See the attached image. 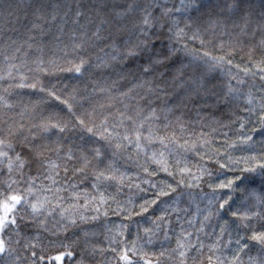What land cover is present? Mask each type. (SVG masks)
I'll use <instances>...</instances> for the list:
<instances>
[{
  "label": "snow or ice",
  "instance_id": "snow-or-ice-1",
  "mask_svg": "<svg viewBox=\"0 0 264 264\" xmlns=\"http://www.w3.org/2000/svg\"><path fill=\"white\" fill-rule=\"evenodd\" d=\"M58 8V5L54 6L53 11L48 12L42 0H34L27 7L17 3L16 0H0V21L4 23V26L7 28L21 25L25 29V39L9 38L3 45L8 51L0 52L7 65V78L12 79L18 76L21 81L15 87H36V83H23L25 80L23 69L68 71L81 75L87 72L88 68L93 67L115 71L118 78L128 80L130 86L127 91L119 92V97L124 98L120 99L123 110H118L117 118L111 125H109L111 112H101L99 123L93 120L90 126L85 125V121L79 117L75 124L52 118H42L39 123L27 126L11 117L3 121V127H0V174L6 179H3L0 186V264H18L19 255L16 246H21V222L49 232L53 237L67 233L68 229L76 227L78 222L86 223L98 218L97 215L88 216L85 213L95 211L99 214L100 207L97 206V202L99 205L107 203L109 197L100 190L101 184L106 181L122 183L126 178L114 163L105 164V154L100 147L95 146L96 141L72 147L66 145L64 136L57 135L55 139H52L48 135L51 129L64 134L79 127L91 136L97 137L98 140H104L109 144L116 140L114 147L117 150L131 146L137 153H143L146 157H149V153L142 144V140L147 144L158 142L168 150L169 154L174 150L169 147L170 145L185 151L189 150V147L195 149V141L190 145L188 141L179 144L175 136H160L155 131L158 127L157 122L161 120L166 122L165 128L169 127L171 124L169 114L174 115L173 106L165 103L161 107L155 103L161 96L168 95L169 85L173 89H181L177 93L180 106L195 104L198 98L203 99L205 95L214 94L215 86L211 84L206 73L197 75L195 69L191 74L186 71V68L192 67L191 64H181L174 73L164 71L177 51L183 50L186 53L193 51L185 41H198L203 48L211 44L212 40L218 36H228L227 41L217 42L216 47L221 53L219 56H213L208 51H204L202 57L193 56V60H203L208 72H211L220 66H233V58L247 48L249 56L258 52L261 59L258 61L250 59L251 66H245L242 69L239 65L235 67L242 71L244 76H258L261 81H264V0H260L258 5L254 0H178V3H170L169 0H124L121 5H109L105 3V0H98L95 6L88 9L77 4L72 20L74 27L71 31L65 33L62 23L58 26L57 33L53 35V40L56 41L55 48L62 55L52 56L46 60L47 45L43 42L42 36L49 31L45 28V24L57 21ZM67 15L68 13L64 12L61 20L66 22ZM30 16L34 19H29ZM164 33L172 42L170 46H165L166 50L165 47L157 48L156 46V40H159ZM66 34L68 39L64 41L63 37ZM174 44H180L181 49H177ZM33 50L34 58L31 64L35 65V68L29 67L28 60V54ZM20 53H23L22 57ZM17 59H20V63L15 62ZM130 61L133 63L129 64ZM133 64L138 66L134 67ZM229 76L236 84L234 86L230 80L227 86L228 93L224 99L227 100V97H231L232 100L243 99L247 105L243 111L257 116V124L251 128V131H259L264 137V95L255 97L251 91L241 93L239 86L246 83L245 79L239 75V72L236 74L229 72ZM3 79L5 75L0 73V80ZM115 83L116 81H113V84ZM12 86L9 84V87ZM96 90V88L93 89L94 92ZM259 90L264 92V86ZM41 91L44 89L41 88ZM99 91L105 93L109 101L117 99L113 95L112 87H100ZM48 95L61 100L55 90H49ZM141 101L143 104L140 103ZM61 103H67V100H61ZM0 105L5 108L13 107L4 96H0ZM107 106L110 105H100L101 108ZM69 111H71V105H69ZM234 115H236V121H240L239 129L243 133L238 139L242 143L252 141V135L244 131L245 121H250L251 116L243 117L238 113ZM176 122L180 124L181 132H183L184 127L179 117H176ZM121 128L123 132L119 131ZM144 131H147L146 136L143 134ZM203 136L204 133L201 132L197 139ZM83 139L81 137V140ZM202 143H209V141L204 140ZM261 143L264 144V140ZM229 146L235 147V143ZM112 155L115 156L116 153ZM164 157V151L159 153L152 151L149 159L160 165L159 171L173 176L174 173L169 170ZM226 159L228 163H221L219 160L216 163L221 169L227 168L228 171L237 174L221 181L218 185L209 184L213 191L206 198V207L201 209L200 205L196 204L195 214L185 220L188 227L185 228L183 224L180 226V231L175 237L176 246L170 249L162 246L156 264H161L160 257H166L169 264H205V260L207 264H244L241 253H245L249 247L247 240L254 241L260 246L257 256H248L247 264H264V229L257 230L247 223L253 217L264 219L261 212L231 213L232 216L239 217L240 226L246 229L251 227L250 234L241 235L237 232L236 239L233 240L229 232L228 239L225 241L227 225L225 221L213 242L206 244L201 238L203 235L211 239L209 233L205 231L206 226L214 217L220 216L232 199L228 193L217 194V188L235 192L245 185L252 186L257 181L264 184V155L260 159L254 155L235 160L227 156ZM241 159L243 166H240ZM143 171L148 176L156 175L155 171L150 172L147 167H144ZM188 171L186 167L180 169L181 173ZM199 171L200 175L192 177L197 181L195 185L191 182L185 184L183 176L176 181L175 185L160 181L158 186L148 179L142 181L157 189L156 198L151 201L145 200L144 204L140 205V212H136V215L147 212L148 207L160 202V197H172L171 203L163 202L161 214L153 221L154 227L144 229L147 244L153 243V238L161 230L165 240L171 239L169 236L171 220L168 219V210L179 213L181 197L187 195L190 200L192 199L191 193L177 192V188L199 187V181L203 180L204 174L211 175L207 168H201ZM75 177H80L81 180H88L91 177L94 181L91 187L97 194L90 195L87 189L82 192ZM136 187L139 188V185L137 184ZM64 193L68 195L65 196ZM252 195L255 193L253 192ZM256 198L264 203V197ZM82 199L83 204L80 203ZM115 211L116 214L126 212L125 218H130L132 215L130 209L122 208L119 203ZM183 211L187 212V209ZM103 214L107 216L108 213L105 211ZM50 218L58 225L54 231L47 226ZM179 219L180 217L177 216L178 221ZM197 221H199L198 226ZM126 227V225L121 226V228ZM81 231L85 251H87L89 233L84 229ZM117 236L123 238L124 232L120 230L116 236L110 237L111 245H117L115 247L110 245V251L114 253L113 260L117 264L119 262L153 264V261L147 258L149 253L144 251V245L137 246L139 237L129 248L123 239L117 240ZM67 239L49 241L63 249L57 255L49 257V260L63 261L65 257L70 260L74 257L72 245L76 241L68 243ZM39 240L40 236L37 234L23 243L22 247L26 253L24 259L27 264H43L46 259L43 248L40 249L39 254L36 251ZM233 244L235 247L231 248L232 254L225 255V250ZM152 255L156 254L152 253ZM133 257L137 259L134 260ZM72 264H85L83 254L79 259L73 260Z\"/></svg>",
  "mask_w": 264,
  "mask_h": 264
},
{
  "label": "trees",
  "instance_id": "trees-1",
  "mask_svg": "<svg viewBox=\"0 0 264 264\" xmlns=\"http://www.w3.org/2000/svg\"><path fill=\"white\" fill-rule=\"evenodd\" d=\"M17 3L24 7L32 4L34 0H16ZM46 5L47 11L52 12L54 6H59L57 9L59 15L55 23L45 24V28L49 31L42 36V40L47 45L45 52V59L52 56H60L62 53L55 48L56 41L53 40V35L57 33L58 26L63 23L65 33L71 31L74 27L72 20L74 15V10L77 4L81 5L83 8L88 9L91 6H95L98 0H42ZM170 3H178V0H169ZM258 5L260 0H254ZM105 3L109 5H121L124 0H105ZM71 9V11L69 10ZM258 10V9H257ZM64 12H67L66 22L61 20ZM29 19H34V17H29ZM183 27V24H181ZM11 29V30H10ZM25 29L21 25L5 27L4 23L0 21V52L8 51L3 45L8 41L9 38L16 40L25 39ZM64 41H67V34L63 37ZM228 36H218L216 39L212 40L211 44H207L205 47H201L199 42L185 41L188 46L193 51L191 53H186L183 50L177 51L169 62L168 68L164 69L165 72L174 73L175 69L180 67L181 64L189 65L191 68H186L188 73H192L195 69V74L206 73L211 84L215 86L214 94L205 95L203 99L198 98V102L195 104H187L185 106H180L178 104L177 93L181 89H173L171 85L167 88L168 95L161 96L160 99L156 100L155 103L161 107L167 103L169 106H173V114H169V120L171 124L169 127L165 128V121H158V127L155 131L160 136L172 137L175 136L176 141L179 144H184L185 141L189 142V145L195 141L196 148L185 151L182 148L176 147L175 145H170V148L174 150L169 154L168 150L164 149L162 145L158 142H153L147 144L142 140V144L149 153V157L152 151L159 153L160 151L165 152L164 160L169 167V170L174 173L173 176H169L166 172L159 171L160 165L151 162L149 157L143 155V153H137V151L129 146L127 149H115L114 145L116 140H113L111 144L105 142L104 140H98L97 137L91 136V134L86 131L81 130L77 127L74 131L60 134L56 129H51L48 135L55 139L57 135L66 137V145L75 147L77 144H84L88 142L91 144L96 141L97 147L101 148L102 153L105 154V164L112 162L115 167L120 170L121 173L125 174V179L122 183L117 181H106L100 185V190L104 193L106 197H109L107 203L104 205L97 206L100 207V213L97 214L95 211H88L85 214L88 216L97 215L98 218L95 220H89L86 223L78 222L76 227H71L68 229L67 233H62L57 237H53L49 232H44L38 230L31 226L29 223L21 222V246H16L19 255L18 264H27L24 259L26 253L22 247L31 237L35 235L40 236V240L37 242L38 247L36 249L37 253H40V249H44V255L46 257L43 264H72L73 260L79 259L81 254H83L85 264H117L113 260L114 253L110 251V237L116 236L117 232L122 230L124 232L123 238L117 236V240L123 239L124 243L130 248L133 241H137L139 237V244L144 245V251L149 253L148 259L156 264V259L159 256L160 251L163 248H174L176 246V235L180 231V226L183 224L185 228L188 225L185 220L191 218L196 212V204L200 205L203 209L207 204V196L212 194L213 189L209 187V184L213 186L218 185L221 181H225L228 178L233 177L237 173L228 171L227 168L221 169L219 164L216 163L219 160L221 163H228L226 157L231 156L234 160L243 157L256 156L260 159L264 155V144L261 143L264 137L260 135V132H252L251 128L257 124V116L251 115L243 111L247 105L244 103L243 99L232 100L231 97L224 99L228 93V84L231 80L229 72L243 77L246 81L244 85L239 86L241 93H247L251 91L253 96L260 97L264 95V92L259 89L264 86V81H261L258 76H244L242 71H239L235 65H239L240 68L245 66H251L249 60L258 61L261 59L258 52L252 53L251 56L248 54V49L245 48L244 52L237 54L233 58V66H220L208 72L207 66L204 64L203 60H193V56L202 57L204 51H208L210 55L219 56L220 50L216 47L218 41H227ZM172 42L168 40L166 33L162 34L159 40H156L157 48H162L165 46H170ZM177 49H181L180 44H174ZM227 47V45H225ZM166 50V47H165ZM21 57L23 53L19 54ZM34 58V50L29 52L28 60L29 67L35 68V65L31 64V60ZM94 59V57H93ZM20 63V59L15 61ZM63 63V62H61ZM91 63V61H90ZM133 62H129L132 64ZM134 67L138 64H133ZM47 67V65H46ZM86 68L88 66L86 65ZM25 74V80L23 83L32 84L36 83V87H15L16 84L20 83L18 76L14 78H7V65L4 60L3 54H0V73L5 75V79L0 80V96L4 98L13 105L12 108H5L0 105V127H3V121L11 118L22 122L23 124L30 125L36 124L41 121L42 118H52L53 120H60L65 123L75 124L77 117L85 121V125L90 126L91 122L95 120L98 124L100 119V113H109V125H111L117 118L118 110H123V105L120 103L119 92L127 91L130 86L128 80L119 79L117 73L111 69L106 68H88L87 72H83L81 75H77L74 72L68 71H28L27 69L22 70ZM149 79V77H145ZM113 81H116L113 84ZM231 83L235 86L236 82L231 80ZM9 84L13 85L9 87ZM112 87L113 95L117 97L112 101L107 100L106 94L99 91L100 87ZM41 88L44 91H41ZM97 90L94 92L93 89ZM49 90H55L56 95L61 98V100H67V103H61V100L55 99L53 96L48 95ZM134 103V102H133ZM143 104V101L140 102ZM110 105L101 108L100 105ZM69 105H71V111H69ZM259 111V110H257ZM21 113L23 115H21ZM238 113L243 117L251 116L250 121H245V133L252 135V141L247 143H242L238 137L241 136L239 129L240 121H236V115ZM91 114V115H90ZM176 117L180 118L183 124L184 131L181 132L180 124L176 122ZM236 121V122H233ZM147 127V126H146ZM35 131V129H33ZM123 132V128L119 129ZM203 132L204 136L199 140L200 133ZM225 133L227 135H225ZM147 135V131L143 133ZM81 137L84 139L81 140ZM207 140L209 143H202V141ZM235 143V147H230ZM188 147V145H186ZM116 153L113 156V153ZM54 156V154H53ZM240 166H243V160L241 159ZM147 167L149 171H155L156 175L148 176L147 173L143 171V168ZM189 169L188 172L181 173L182 168ZM207 168L211 175L204 174L203 180L199 181V187H179L177 192H184L185 194L191 193L192 199L190 200L187 195L181 197L179 208L181 211L179 213H172L169 209L168 219L171 220L169 226V236L171 239L165 240L163 230H161L154 238L153 243L147 244L144 229L154 227L153 221L161 214V210L164 207L163 202L168 201L171 203L172 197H160L157 204L148 207L147 212H143L140 215H136V212H140V205L144 204L145 200H153L156 198L155 188L151 187L150 184H145L142 181L145 179L150 180L152 183H156L159 186L160 181H166L173 185L176 181L183 176L185 184L191 182L193 185L197 181L193 180L194 175H200V169ZM63 175V173H62ZM71 175V173L69 174ZM244 175H248L244 173ZM3 179H6L2 174H0V186H2ZM79 182V188L83 190L87 189L88 194L96 195L95 191L92 189L91 184L94 182L91 177L88 180H81L80 177H75ZM47 183V181H45ZM39 183V181H38ZM139 185V188L136 185ZM217 194L223 195L228 193L231 195L232 199L229 204L225 206L220 216L214 217L209 224L206 226L205 231L209 233V237L201 236L204 242L211 243L215 240V237L219 234V228L224 225L227 221L226 232L224 240L228 239V233L231 232L232 239H236L237 232L241 235L250 234L251 227L257 230L264 229V219L261 217H253L247 223L251 226L246 229L241 225L239 217L232 216V212H238L243 214L244 212H261L264 215V203L258 200L256 197H264V184L257 181L252 186H243L237 189L235 192H231L229 189H216ZM255 195H252V193ZM65 196L68 193H64ZM175 196V193H173ZM114 198V199H112ZM81 204L84 203L83 199L80 201ZM117 203L121 205L124 209H130L132 215L130 218L126 217V212H121L116 214ZM91 207V205H90ZM187 209V212L183 211ZM107 211V216L103 213ZM177 216L180 217L179 221ZM57 219H59L57 217ZM199 221H197V226ZM122 225H126V228H121ZM53 231L58 227L55 221L51 218L49 219L48 225ZM81 229L88 231L89 236L87 251H85V246L83 243V232ZM215 229V231H213ZM68 243L75 240L76 243L72 245L75 255L71 260L65 257L63 261L49 260V257L57 255L59 252L63 251L58 244L49 243L52 240H65ZM244 241H242L243 243ZM223 243V241H222ZM249 245L245 253H241V259L244 264H247L248 256H257L260 251V246L254 241L247 240ZM113 247L117 245H111ZM235 244L228 246L225 250V255H231V248H234ZM94 250V251H93ZM103 250V251H101ZM155 253L156 255H152ZM205 253H207V248H205ZM131 255V253H130ZM137 259V257H133ZM161 264H169L166 261V257H160ZM122 264V262H119ZM205 264L207 261L205 260Z\"/></svg>",
  "mask_w": 264,
  "mask_h": 264
}]
</instances>
